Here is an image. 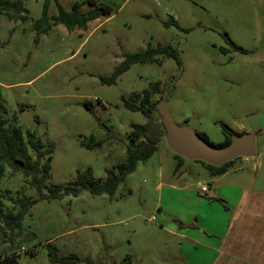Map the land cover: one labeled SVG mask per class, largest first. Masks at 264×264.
Returning <instances> with one entry per match:
<instances>
[{
	"label": "rangeland",
	"instance_id": "374dc122",
	"mask_svg": "<svg viewBox=\"0 0 264 264\" xmlns=\"http://www.w3.org/2000/svg\"><path fill=\"white\" fill-rule=\"evenodd\" d=\"M45 1L24 0L26 19L0 14V101L11 122L54 146L45 193L87 170L103 182L107 170L125 160L132 126L150 121L127 108L125 99L155 82L160 85L152 101L167 99L175 123L191 126L212 145L225 141L223 124L260 139L264 0H96L113 12L83 28L58 24L38 34ZM57 1L68 11L75 1L83 2L82 11L94 7L89 0H49V21L59 11ZM158 44H172L181 64L158 55L161 62H137L116 82L102 81L127 54ZM166 140L160 138L156 151L112 194L83 189L40 198L21 227L0 232V264H7L6 257L15 258V264H191L169 226L199 204L209 209L198 193L201 183L216 177L199 161L177 159ZM253 163L254 158L233 160L229 168L235 170L222 183L248 184L256 173ZM10 172L0 177V200L7 209L13 207L10 198L39 195L21 172ZM50 244L59 255L75 254L78 260L53 263Z\"/></svg>",
	"mask_w": 264,
	"mask_h": 264
},
{
	"label": "trees",
	"instance_id": "16d2710c",
	"mask_svg": "<svg viewBox=\"0 0 264 264\" xmlns=\"http://www.w3.org/2000/svg\"><path fill=\"white\" fill-rule=\"evenodd\" d=\"M49 0L45 1L42 16L36 21V29L38 34L45 33L52 28L53 25L65 24L69 30L86 27L88 22L100 15H110L113 8L110 5H96V0H89V3L94 7L89 11H82V1H75L73 9L68 11L59 1V11L53 15L51 21L47 15ZM27 8L24 5V0H0V14L8 13L14 19H26ZM171 22L178 23L175 18ZM166 24H169L168 22ZM38 41V39H37ZM242 49V48H241ZM163 55L175 58L181 64V59L177 49L172 44L150 45L144 51H136L125 56L124 60L115 67L114 72L109 77H103L104 83L112 84L116 82L126 70L134 63H147L156 61L161 62L157 56ZM160 83H153L149 88L141 92L135 91L130 99H125V106L131 110H137L146 115L150 121L146 125L134 124L130 131L132 137L127 147V157L121 163L115 164L107 170L106 179L94 180L91 176L92 172L87 170L80 172L77 178L69 184L54 183L51 187L53 191L47 194L44 189L47 188V181L50 178L52 171L51 158L54 153V146L46 144L40 136L29 127H24L17 122H11L6 116V107L0 101V177L8 170L11 174L21 172L29 185L36 188L39 192L37 197L24 195L22 197L10 198L13 207L7 209L4 202L0 200V218L3 224H0V232L13 231L14 228L22 226V218L30 207L35 204L40 198L50 199L64 195H77L83 189H88L92 193L107 192L112 194L118 186L123 182L126 175L133 172L140 161L146 160L156 151V145L161 137V132L152 126L153 107L156 102L152 101L153 95L158 93ZM136 99L140 100L138 103ZM16 121V118H14ZM225 131V141L219 146L228 144L232 140L234 134H242L245 131H233L227 125L223 124ZM204 139H209L199 133ZM175 157L184 160L185 157L175 154ZM236 160V159H235ZM210 170L212 176H218L229 169L233 160L225 162L221 166H213L200 160ZM50 254L53 263L75 262L78 257L71 254L67 257L61 256L53 244H50ZM7 264H15L17 260L13 257L4 259Z\"/></svg>",
	"mask_w": 264,
	"mask_h": 264
},
{
	"label": "crops",
	"instance_id": "0c3cea01",
	"mask_svg": "<svg viewBox=\"0 0 264 264\" xmlns=\"http://www.w3.org/2000/svg\"><path fill=\"white\" fill-rule=\"evenodd\" d=\"M259 136L252 166L256 173L248 184L230 179L222 183L235 170L231 167L214 181L201 183L198 196L208 210L199 204L172 220L170 232L180 238L181 254L191 264H264V128ZM205 184L207 191L202 190Z\"/></svg>",
	"mask_w": 264,
	"mask_h": 264
},
{
	"label": "water",
	"instance_id": "95a60500",
	"mask_svg": "<svg viewBox=\"0 0 264 264\" xmlns=\"http://www.w3.org/2000/svg\"><path fill=\"white\" fill-rule=\"evenodd\" d=\"M168 100L163 98L153 107V118L157 121L161 137L166 138L168 146L176 155L190 161H204L209 165L221 166L225 162L239 157L251 159L257 157L256 135L253 132L234 134L225 145L215 146L204 139L189 125H177L167 111Z\"/></svg>",
	"mask_w": 264,
	"mask_h": 264
},
{
	"label": "built area",
	"instance_id": "2783aa9c",
	"mask_svg": "<svg viewBox=\"0 0 264 264\" xmlns=\"http://www.w3.org/2000/svg\"><path fill=\"white\" fill-rule=\"evenodd\" d=\"M202 190H203V191H207V190H209L208 185H207V184L203 185V186H202Z\"/></svg>",
	"mask_w": 264,
	"mask_h": 264
}]
</instances>
